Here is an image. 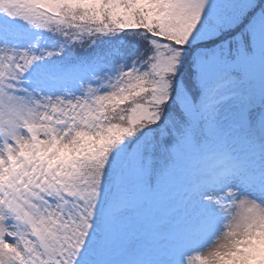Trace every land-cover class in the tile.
I'll return each mask as SVG.
<instances>
[{
    "label": "snow or ice",
    "instance_id": "1",
    "mask_svg": "<svg viewBox=\"0 0 264 264\" xmlns=\"http://www.w3.org/2000/svg\"><path fill=\"white\" fill-rule=\"evenodd\" d=\"M0 264H264V0H0Z\"/></svg>",
    "mask_w": 264,
    "mask_h": 264
}]
</instances>
